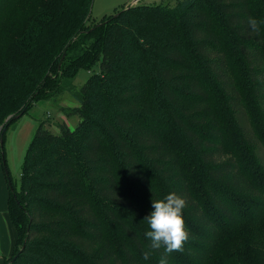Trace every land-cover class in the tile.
Listing matches in <instances>:
<instances>
[{
    "label": "trees",
    "instance_id": "obj_1",
    "mask_svg": "<svg viewBox=\"0 0 264 264\" xmlns=\"http://www.w3.org/2000/svg\"><path fill=\"white\" fill-rule=\"evenodd\" d=\"M93 2L0 0V169L36 102L68 92L80 117L32 138L4 264H264V0L139 1L100 20ZM169 192L187 239L165 253L144 219Z\"/></svg>",
    "mask_w": 264,
    "mask_h": 264
},
{
    "label": "rangeland",
    "instance_id": "obj_2",
    "mask_svg": "<svg viewBox=\"0 0 264 264\" xmlns=\"http://www.w3.org/2000/svg\"><path fill=\"white\" fill-rule=\"evenodd\" d=\"M133 1L135 0H94L91 12L92 20H100L104 15L114 14L122 6L131 5ZM140 1L145 3L162 2L171 7L178 0ZM91 74L92 72L86 69L80 70L74 79V83L80 88ZM76 103V100L68 92L52 100H40L32 106L28 113L9 127L5 143L7 169L5 175H3L4 179L1 180L4 182L7 191L10 189L11 184L17 190L20 189L24 156L40 124L44 122L45 127L56 133L61 131L60 124L66 123L70 128H75L80 121V117L69 112L70 107H73Z\"/></svg>",
    "mask_w": 264,
    "mask_h": 264
},
{
    "label": "clouds",
    "instance_id": "obj_3",
    "mask_svg": "<svg viewBox=\"0 0 264 264\" xmlns=\"http://www.w3.org/2000/svg\"><path fill=\"white\" fill-rule=\"evenodd\" d=\"M185 199L175 192H169L161 198L153 199L152 211L144 220L147 229L144 235L150 240V248H163L165 253L178 251L187 239V231L183 218ZM150 252H144L143 258L148 260ZM160 264H167L161 258Z\"/></svg>",
    "mask_w": 264,
    "mask_h": 264
},
{
    "label": "crops",
    "instance_id": "obj_4",
    "mask_svg": "<svg viewBox=\"0 0 264 264\" xmlns=\"http://www.w3.org/2000/svg\"><path fill=\"white\" fill-rule=\"evenodd\" d=\"M3 175H5V170L4 168H1L0 169V182H1L0 183V239H1L0 264H4L5 258H8L12 255L14 245L18 236L17 230L11 221L8 211V199H9L10 190L7 191L4 182L1 181L2 179H4Z\"/></svg>",
    "mask_w": 264,
    "mask_h": 264
},
{
    "label": "water",
    "instance_id": "obj_5",
    "mask_svg": "<svg viewBox=\"0 0 264 264\" xmlns=\"http://www.w3.org/2000/svg\"><path fill=\"white\" fill-rule=\"evenodd\" d=\"M139 1H140V0H135V1L132 2V4H134V3H136V2H139ZM64 56H65V54H64ZM64 56H63V57H64ZM25 110H26V109H25ZM25 110H24V111H25ZM24 111H23L22 113H20L19 115L13 116L12 119H15V118H17L18 116L22 115V114L24 113ZM1 141H2V140H1ZM2 142H3V141H2Z\"/></svg>",
    "mask_w": 264,
    "mask_h": 264
}]
</instances>
